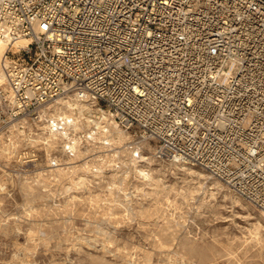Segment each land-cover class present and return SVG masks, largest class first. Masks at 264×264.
<instances>
[{"label":"built area","instance_id":"2783aa9c","mask_svg":"<svg viewBox=\"0 0 264 264\" xmlns=\"http://www.w3.org/2000/svg\"><path fill=\"white\" fill-rule=\"evenodd\" d=\"M0 39V137L78 97L264 211V0H0Z\"/></svg>","mask_w":264,"mask_h":264},{"label":"rangeland","instance_id":"374dc122","mask_svg":"<svg viewBox=\"0 0 264 264\" xmlns=\"http://www.w3.org/2000/svg\"><path fill=\"white\" fill-rule=\"evenodd\" d=\"M63 112L74 121L52 129ZM52 115L0 137V264H264V211L158 159L156 139L99 103L66 98Z\"/></svg>","mask_w":264,"mask_h":264},{"label":"bare ground","instance_id":"6f19581e","mask_svg":"<svg viewBox=\"0 0 264 264\" xmlns=\"http://www.w3.org/2000/svg\"><path fill=\"white\" fill-rule=\"evenodd\" d=\"M29 38H27V37H22V38H20V39H18L17 40V43H19V44H26V43H28L29 42ZM3 44H5L6 45V43L2 40V39H0V49L2 48V46H3ZM5 81H6V75H5V72H4V74H0V85H2V84H4L5 83ZM66 99V98H65ZM65 99H61V101H63V100H65ZM82 100V99H81ZM60 101V102H61ZM84 101V100H83ZM59 102V103H60ZM87 102V101H86ZM83 103V102H82ZM69 104V103H68ZM71 106V105H70ZM73 106V105H72ZM60 107V106H59ZM66 107H68V106H66ZM85 107H87V106H85ZM73 108H74V106H73ZM64 110H65V108H64ZM69 110V109H68ZM59 111H62V110H59ZM112 116V115H111ZM114 116V115H113ZM99 118H102V119H105V120H110V117L107 115V114H102V115H99L98 116ZM74 121V119H73V117H72V114L71 113H68V112H63V113H61V114H59L58 115V117H56V118H53L52 119V121H51V128L52 129H59V128H62V127H64V125L65 124H67V123H69V122H73ZM113 127H115V126H113ZM75 128V127H74ZM63 133V132H62ZM75 133V132H74ZM104 133V132H103ZM126 134V133H125ZM67 136V135H66ZM55 137V136H54ZM68 137V136H67ZM71 138V137H70ZM81 138V137H80ZM123 138V137H122ZM49 139V138H48ZM117 139H119V138H117ZM121 139V138H120ZM118 141V140H117ZM15 145V144H14ZM68 147H70V146H72V143H70V142H68L67 144H66ZM142 173H143V175L146 177V176H148L149 175V172L148 171H146L145 169H142ZM201 175L202 176H204L205 174L204 173H201ZM192 189V188H191ZM240 198V197H239ZM238 198V196H236V199H239ZM253 237V239H255V240H259V236H258V232H256V233H254V235L252 236Z\"/></svg>","mask_w":264,"mask_h":264}]
</instances>
